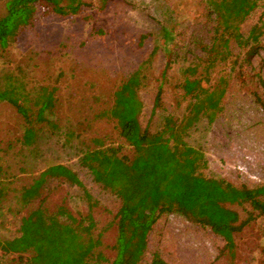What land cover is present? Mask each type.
Instances as JSON below:
<instances>
[{"label":"rangeland","instance_id":"1","mask_svg":"<svg viewBox=\"0 0 264 264\" xmlns=\"http://www.w3.org/2000/svg\"><path fill=\"white\" fill-rule=\"evenodd\" d=\"M5 1L0 0V13ZM222 2L227 9L236 5L235 0ZM261 19L264 1L242 23L239 40H231L228 58L209 70L205 65L215 14L207 0H83L77 14L65 15L40 9L33 24L0 49V80L8 75L20 79L28 93L22 101L34 111L42 93H54L46 116L35 121L37 133L30 144L22 142L25 117L12 103L0 102V179L7 184L0 201V238L17 235L22 216L41 203L51 211L65 205L76 215L87 212L83 187L60 178L48 180L41 195L28 203L21 199V189L42 169L64 163L78 172L98 201L94 214L103 231L99 250L105 257L99 262L114 259L120 199L80 164L79 155L82 148L95 145L96 137L107 144L123 143L115 120L103 112L112 105L114 91L153 49L139 90L142 124L161 129L168 115L181 120L192 102L224 88L214 119L202 113L186 139L204 150L205 174L237 185L264 183V65L259 54L248 52L246 42ZM195 77L200 86L187 94L184 82ZM160 87L161 100L155 105ZM124 151L131 153V148L125 145ZM234 207L247 217L249 205ZM235 240L232 257L223 251V237L208 225L166 212L149 232L142 262L151 264L158 251L169 264H264V215L245 224ZM0 264L25 263L17 254L0 251Z\"/></svg>","mask_w":264,"mask_h":264},{"label":"trees","instance_id":"2","mask_svg":"<svg viewBox=\"0 0 264 264\" xmlns=\"http://www.w3.org/2000/svg\"><path fill=\"white\" fill-rule=\"evenodd\" d=\"M227 9L222 0H207L215 14L211 42L207 47V69L226 60L231 53V40L243 35L242 23L264 0H235ZM83 0H6L0 13V49L7 48L11 38L21 29L33 24L40 9L58 14H77ZM166 36L170 30L165 27ZM264 19L256 23L246 35L248 52L259 54L264 65ZM263 50V54L261 53ZM155 49L134 69L114 91L112 105L103 112L115 120L123 143L107 144L94 138V146L82 148L79 162L94 179L120 199L116 213L117 237L115 257L108 264H144L148 235L159 216L179 212L190 220L208 225L222 236L223 251L235 256V233L258 215H264V183L237 185L223 176L207 175L204 169L208 159L204 150L190 144L186 133L204 113L210 121L220 109L224 88L208 91L189 106L186 116L178 120L168 115L161 129L151 130L140 120L143 101L139 90L144 84L145 65L152 60ZM20 79L8 75L0 80V102L8 101L25 117L22 142L30 144L36 137V119H43L53 104V91L44 92L36 99V111L22 101L27 94ZM198 77L187 78L185 92L192 93L200 86ZM159 88L155 105L161 100ZM28 99V98H27ZM25 100V99H24ZM131 153L124 151V146ZM60 178L83 187L88 203L86 213L74 214L65 205L51 211L42 203L22 216L19 233L0 238V251L17 254L25 264H102L99 246L103 231L99 230L94 214L98 203L85 188L78 172L70 165L53 163L42 169L33 182L21 189L23 202L40 196L44 184ZM7 184L0 179V201L7 192ZM234 205H249L243 219ZM151 264H169L161 254L154 252Z\"/></svg>","mask_w":264,"mask_h":264}]
</instances>
